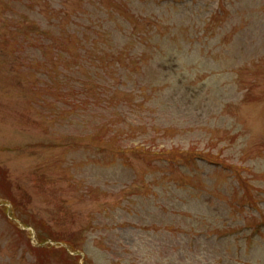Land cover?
Instances as JSON below:
<instances>
[{
	"label": "rangeland",
	"instance_id": "1",
	"mask_svg": "<svg viewBox=\"0 0 264 264\" xmlns=\"http://www.w3.org/2000/svg\"><path fill=\"white\" fill-rule=\"evenodd\" d=\"M171 1L178 0H0V264H146L148 256V264H264L263 56L236 67L228 59L233 38L264 49V0L252 29L240 32L235 20L226 33V0L190 1L183 17L166 8ZM257 1L238 0L240 14ZM194 32L198 43L204 33L213 41L201 55L181 43L201 63L183 74L165 45L186 36L194 43ZM85 39L103 52L77 54L73 45ZM133 39L148 67L126 69L114 85L122 69L113 41ZM66 69L76 71L64 88ZM230 75L247 84L231 86ZM115 87L129 89L113 96ZM59 110L66 131L54 124ZM114 135L125 138L111 152L102 140ZM177 143L196 166L156 163L155 152ZM110 152L135 171L133 183L98 177ZM60 157L74 163L55 179L49 164ZM142 170L151 181L183 172L166 174V186L194 183L145 197ZM132 197L134 211L125 213ZM84 200L108 208L91 216ZM67 242L80 250L73 258Z\"/></svg>",
	"mask_w": 264,
	"mask_h": 264
},
{
	"label": "trees",
	"instance_id": "2",
	"mask_svg": "<svg viewBox=\"0 0 264 264\" xmlns=\"http://www.w3.org/2000/svg\"><path fill=\"white\" fill-rule=\"evenodd\" d=\"M182 36H183V34H182ZM182 36H178L177 38L182 39ZM202 38L203 39H201V41L198 43L199 40H198V38L195 37L194 43H193V41H191L190 38H188L186 36V37H184V41L183 40L177 41V45H166L165 46V47L171 48V49L166 48L167 52L171 55L172 59L177 61V63L182 68V70H177V71H180L181 73L185 74L186 70L191 71V70L197 68L201 64L200 62H198L199 60H196V55L194 57H190V52H185L182 50L181 43L188 45L190 51L194 50V48H196L195 50L199 51V54L201 55V54L206 53V51L202 52V50L205 47H207L213 41V36H208L207 34L204 33L202 35ZM162 46H163V44H160V47H162ZM91 50H92V48H91ZM91 50H89V51H91ZM101 52H103V51H101ZM119 52H120V55L116 56L115 58H116V63L118 65L117 67L119 70L122 69V72L118 75V80L116 81V83H114V85H117L119 83V79L123 80L122 79L123 74L126 72V69H129L133 73H135V72L137 73V71L139 69V67H137V64H141L143 61V57H144L143 55H141L142 52L140 54H138V53L134 54L133 58H130L121 49H119ZM78 53L80 54V52H78ZM207 54L210 55L211 51H209ZM94 59H95V61L99 60L100 56L94 57ZM143 62L146 65V67H148L149 59H146V56H145V61H143ZM134 65H136V67ZM164 66L166 67V64H164ZM75 71L76 70L66 69V74H64L65 76H63L64 88L66 87V84H69L73 80V74L75 73ZM169 71H171V70H169ZM94 72L96 75V71H94ZM200 75H201V72H200ZM70 76H72V77L70 78ZM106 81L107 80H106L105 76H100V81H99L98 86L100 88L101 94L105 91V89L103 87V83H105ZM126 89H129V88L128 87H120V88L115 87V89L112 90L111 93L114 96V95L119 94L122 91H126ZM93 90H94V87H93ZM110 124L115 126V122L110 121ZM124 138H125V136H123V135H120V136L114 135L110 139L107 138V140L103 139L102 141H103V143L106 142L110 145L116 146L117 144L122 143L121 140H123ZM178 157H179L178 159H185L184 157H181V156H178ZM204 160L206 161L207 159H204ZM207 162L209 164H216L215 161H208L207 160ZM197 177H199V175H197ZM181 182L183 183V180Z\"/></svg>",
	"mask_w": 264,
	"mask_h": 264
}]
</instances>
